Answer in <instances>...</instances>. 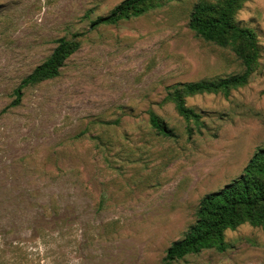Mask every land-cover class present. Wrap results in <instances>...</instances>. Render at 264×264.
Wrapping results in <instances>:
<instances>
[{"label":"rangeland","instance_id":"374dc122","mask_svg":"<svg viewBox=\"0 0 264 264\" xmlns=\"http://www.w3.org/2000/svg\"><path fill=\"white\" fill-rule=\"evenodd\" d=\"M124 0H0V235L41 246L51 264H162L197 220L200 201L245 173L264 148V0L237 15L256 31L260 66L229 98L200 95L193 131L166 88L239 75L229 49L189 27L198 0H164L117 25L93 26ZM81 34L61 75L23 90L57 40ZM174 137L152 129L148 110ZM231 248L175 264H264V230L226 232Z\"/></svg>","mask_w":264,"mask_h":264},{"label":"trees","instance_id":"16d2710c","mask_svg":"<svg viewBox=\"0 0 264 264\" xmlns=\"http://www.w3.org/2000/svg\"><path fill=\"white\" fill-rule=\"evenodd\" d=\"M164 0H124L107 16L99 17L93 26L117 25L120 21L141 17L159 8ZM245 0H198L189 19L196 37L223 49H229L243 66V73L196 82H179L166 88L163 104H172L192 133V124L204 126V116L187 105V99L200 95H222L229 98L238 89L249 85L260 66L262 50L255 30L242 27L237 15ZM81 34L72 40L60 38L50 57L25 77L16 90L20 103L23 90L54 80L61 75L66 61L81 47ZM150 125L158 135L170 138L176 134L165 120L148 110ZM249 224L264 230V148H258L245 173L223 189L206 195L197 209V220L185 237L167 250L162 264H175L206 250L224 253L232 246L226 240L228 230ZM41 246L29 247L10 243L0 235V264H51L52 248L47 235L39 234Z\"/></svg>","mask_w":264,"mask_h":264}]
</instances>
